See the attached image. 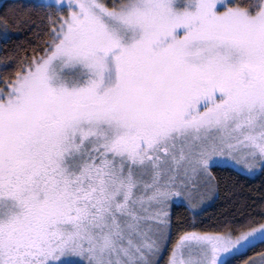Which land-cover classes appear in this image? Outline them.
Masks as SVG:
<instances>
[{"label":"snow or ice","instance_id":"obj_1","mask_svg":"<svg viewBox=\"0 0 264 264\" xmlns=\"http://www.w3.org/2000/svg\"><path fill=\"white\" fill-rule=\"evenodd\" d=\"M256 175L264 0L0 12V264H264V202L199 226Z\"/></svg>","mask_w":264,"mask_h":264},{"label":"trees","instance_id":"obj_2","mask_svg":"<svg viewBox=\"0 0 264 264\" xmlns=\"http://www.w3.org/2000/svg\"><path fill=\"white\" fill-rule=\"evenodd\" d=\"M14 0H3L0 4V12L5 10V6L13 3ZM23 40L24 36L21 35ZM228 187L221 186L217 199L207 206L206 210L199 217V226L210 228L225 215L239 214L244 211H260L264 202V176L256 175L250 177H230L227 181ZM177 214L182 222L190 220V214L183 209H177Z\"/></svg>","mask_w":264,"mask_h":264},{"label":"rangeland","instance_id":"obj_3","mask_svg":"<svg viewBox=\"0 0 264 264\" xmlns=\"http://www.w3.org/2000/svg\"><path fill=\"white\" fill-rule=\"evenodd\" d=\"M3 0H0V4H1V2H2ZM210 204V203H209Z\"/></svg>","mask_w":264,"mask_h":264}]
</instances>
